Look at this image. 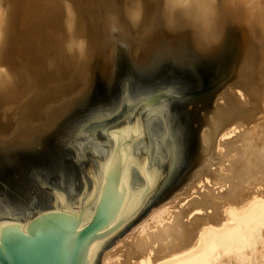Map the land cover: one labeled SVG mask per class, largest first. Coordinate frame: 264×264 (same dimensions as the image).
Here are the masks:
<instances>
[{
	"label": "water",
	"instance_id": "water-1",
	"mask_svg": "<svg viewBox=\"0 0 264 264\" xmlns=\"http://www.w3.org/2000/svg\"><path fill=\"white\" fill-rule=\"evenodd\" d=\"M213 2L211 38L191 4L99 0L78 76L0 128V264H101L180 187L195 149L191 101L244 65L240 22ZM84 136L100 148L80 165L71 140Z\"/></svg>",
	"mask_w": 264,
	"mask_h": 264
},
{
	"label": "bare ground",
	"instance_id": "bare-ground-1",
	"mask_svg": "<svg viewBox=\"0 0 264 264\" xmlns=\"http://www.w3.org/2000/svg\"><path fill=\"white\" fill-rule=\"evenodd\" d=\"M219 1L240 22L244 65L191 101L195 149L182 184L101 264H264V0ZM98 2L0 0V128L35 115L78 76ZM159 2L193 5L198 33L215 37L213 0Z\"/></svg>",
	"mask_w": 264,
	"mask_h": 264
},
{
	"label": "flooded vegetation",
	"instance_id": "flooded-vegetation-1",
	"mask_svg": "<svg viewBox=\"0 0 264 264\" xmlns=\"http://www.w3.org/2000/svg\"><path fill=\"white\" fill-rule=\"evenodd\" d=\"M89 135H92V133L90 131H88ZM83 141H88V143L91 140V138L89 136H84V137H79L78 139H76V141L74 139L71 140V142L74 144L72 147L76 148V155H73V159L80 165H82V159H85L87 156V152L91 151L92 149H99L100 148V144L96 143L94 141H92V145L91 147H89L88 145H84ZM86 153V156H84V154ZM63 176V175H62ZM65 178V177H63Z\"/></svg>",
	"mask_w": 264,
	"mask_h": 264
},
{
	"label": "rangeland",
	"instance_id": "rangeland-1",
	"mask_svg": "<svg viewBox=\"0 0 264 264\" xmlns=\"http://www.w3.org/2000/svg\"><path fill=\"white\" fill-rule=\"evenodd\" d=\"M259 13H260V15H262L263 18H264V7H263V6H262L261 9L259 10ZM124 235H125V234H124ZM124 235H123V236H124ZM123 236H122V237H123ZM113 245H114V244H113ZM113 245H112V246H113Z\"/></svg>",
	"mask_w": 264,
	"mask_h": 264
}]
</instances>
